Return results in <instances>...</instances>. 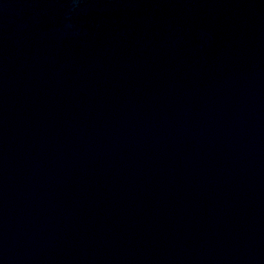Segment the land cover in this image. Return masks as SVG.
Wrapping results in <instances>:
<instances>
[{
    "label": "water",
    "instance_id": "95a60500",
    "mask_svg": "<svg viewBox=\"0 0 264 264\" xmlns=\"http://www.w3.org/2000/svg\"><path fill=\"white\" fill-rule=\"evenodd\" d=\"M0 264H264V0H0Z\"/></svg>",
    "mask_w": 264,
    "mask_h": 264
}]
</instances>
